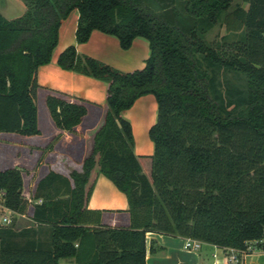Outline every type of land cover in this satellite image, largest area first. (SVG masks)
<instances>
[{
  "label": "trees",
  "instance_id": "obj_1",
  "mask_svg": "<svg viewBox=\"0 0 264 264\" xmlns=\"http://www.w3.org/2000/svg\"><path fill=\"white\" fill-rule=\"evenodd\" d=\"M21 1L20 15L0 12V131L40 132L37 69L51 60L59 25L73 9L77 42L99 29L125 49L145 36L151 52L133 70L75 43L59 52L62 68L107 83L102 116L86 132L82 159L51 166L31 200L23 194V168H0L3 202L17 213L30 205L36 223L0 225V264H146L148 231L242 252L264 247V0ZM216 24L226 31L209 38ZM147 93L158 103L150 176L123 115ZM89 103L61 90L45 95L54 124L68 132ZM100 173L126 194L128 225L105 223L104 209L88 206ZM69 257L75 261L62 263Z\"/></svg>",
  "mask_w": 264,
  "mask_h": 264
},
{
  "label": "crops",
  "instance_id": "obj_2",
  "mask_svg": "<svg viewBox=\"0 0 264 264\" xmlns=\"http://www.w3.org/2000/svg\"><path fill=\"white\" fill-rule=\"evenodd\" d=\"M6 1L0 0V5L7 7ZM77 21L78 11L73 9L59 25L58 40L53 48L51 60L39 65L37 69V80L40 84L37 96L43 95L45 99L46 93L54 89L89 100L91 102L88 105L89 111L83 121L77 126L75 132H68L57 128L48 112L44 125L41 124L39 115L37 116L40 129L38 134L23 135L14 131H0V168L24 166L23 179L27 172L30 175L27 177L33 179L35 177L33 190L38 179L51 166L59 168L62 159L70 162L82 159L87 147L86 132L100 121L102 105L106 100L107 83L99 78L62 68L56 62L59 52L75 43L80 52L95 56L122 70H133L144 66L151 52L149 40L145 36H136L132 45L125 49L120 45L116 35L99 29H94L87 41L77 42ZM215 27H219L216 33L220 31L223 34L226 31L225 27L219 24L213 28ZM123 115L132 123L135 137L134 150L139 155L143 171L150 176L152 166L150 155L154 152L155 146L150 138L149 129L158 115L155 95L153 93L141 95L130 108L123 111ZM29 195L26 196L31 200ZM34 201H40V199ZM88 206L104 209L102 219L105 223L111 225L130 223L126 194L103 173L96 178ZM32 222L33 225L24 227H35L36 223L33 220ZM185 238L182 235L148 231L146 264H232L236 262L264 264V247L260 245L250 247L247 252H241L237 249L233 251L231 247H220L214 243L202 241L201 246L195 249L184 247ZM152 246L155 249L152 250ZM232 253L237 255V260L230 259ZM61 261L62 263L74 262L75 258H63Z\"/></svg>",
  "mask_w": 264,
  "mask_h": 264
},
{
  "label": "rangeland",
  "instance_id": "obj_3",
  "mask_svg": "<svg viewBox=\"0 0 264 264\" xmlns=\"http://www.w3.org/2000/svg\"><path fill=\"white\" fill-rule=\"evenodd\" d=\"M237 1L240 0H233V3ZM6 2H8L7 7L0 5V11L7 17L18 16L25 9V6L21 0H7ZM218 28L219 27H215L211 29L208 32V37L209 38L214 37V34L216 33V30ZM36 104H37V116L39 115L41 124L43 123L45 124V116L48 115V111L43 95L40 96L39 94L36 97ZM22 168L23 171H25V167L23 166ZM27 173L29 174V172ZM28 174H24V179H23V194H25V196L31 194L34 185L33 182L35 180V177L34 179L31 177H27ZM22 178H23V172H22ZM31 212H32V207L29 205L24 215L18 214L17 212L13 211L11 208L6 206L5 203L3 202L2 196H0V225L3 226L11 225L13 228H17V229L28 225H33V222L32 220H30V216H29Z\"/></svg>",
  "mask_w": 264,
  "mask_h": 264
},
{
  "label": "built area",
  "instance_id": "obj_4",
  "mask_svg": "<svg viewBox=\"0 0 264 264\" xmlns=\"http://www.w3.org/2000/svg\"><path fill=\"white\" fill-rule=\"evenodd\" d=\"M0 196H2V192L0 191ZM202 240L197 239V238H192V237H186L185 242H184V247L186 248H199L201 246ZM232 250H236V248L232 247ZM238 250V249H237ZM242 252V251H241ZM231 260H237L238 257L234 253L231 254L230 256ZM215 264V263H214Z\"/></svg>",
  "mask_w": 264,
  "mask_h": 264
}]
</instances>
